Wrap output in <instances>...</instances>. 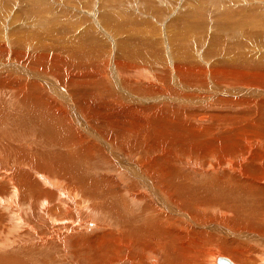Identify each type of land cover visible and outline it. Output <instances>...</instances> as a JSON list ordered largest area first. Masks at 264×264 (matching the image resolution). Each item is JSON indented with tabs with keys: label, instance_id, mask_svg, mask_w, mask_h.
<instances>
[{
	"label": "bare ground",
	"instance_id": "obj_1",
	"mask_svg": "<svg viewBox=\"0 0 264 264\" xmlns=\"http://www.w3.org/2000/svg\"><path fill=\"white\" fill-rule=\"evenodd\" d=\"M258 12L252 41L209 40L205 52L193 35L205 25L191 20L166 52L148 35L111 51L92 25L68 37L0 29V264H217L222 252L264 264ZM23 121L40 128L38 146ZM105 200L130 213L117 221Z\"/></svg>",
	"mask_w": 264,
	"mask_h": 264
},
{
	"label": "rangeland",
	"instance_id": "obj_2",
	"mask_svg": "<svg viewBox=\"0 0 264 264\" xmlns=\"http://www.w3.org/2000/svg\"><path fill=\"white\" fill-rule=\"evenodd\" d=\"M192 2H195L196 4H192ZM263 2L264 0H196V1H192V0H63V2L62 0H0V23H1L0 29H3L4 33H7V34L12 33L16 36L22 35L23 37V31H24L23 26L36 23L44 29H48L50 27L49 30L50 31L52 30L51 31L52 33L59 31L58 28L60 26H63V28H65V31H62V34H65V36H67L68 34L66 32L68 28H69L68 30L72 28V29H77V30L79 29V31H83L84 29L88 28V25L89 26L92 25L95 30L97 29L96 30L97 32L99 31L98 33H100L103 37L106 38L107 42L109 43V44L107 43V45L108 47L110 46L109 48H111V51H113V49L116 50L118 48L116 47V45H118V43L121 42L122 40L128 41L129 39L136 38V36L137 37L139 36L138 38H141V39L143 38L148 39L146 36L148 35L149 37H152V39H153V36H156L154 37V39L159 40V45L162 44L163 50L166 52V49H167L166 43L170 44L168 39H171V36L169 35L174 34L175 31L177 32V30L179 31L178 29V26L180 25L179 23H184L186 22V20H191L193 24L195 23L197 24V21H198L199 25H196L197 27L200 26L201 23L202 24L204 23L205 25L206 29L203 28L202 31H199V32H195L197 30H194L195 33H193V35L198 36V38L202 42V44H200V47H201L200 50L202 49L201 51L205 52L206 50L208 51V45L210 41H214L217 44V41L218 42L220 41L231 42L233 40L246 39L250 37L251 35L249 33L251 32V29H252V24L250 23V21L252 20L254 21L253 18L256 17L257 14H259L258 10L261 11L260 12L261 14L259 15V18L254 23L260 24L261 22L259 21V19L260 18L263 19V15H264V3ZM262 3H263V6H262ZM107 10L108 12H106ZM108 13H110V15H108ZM250 13H251V16H250ZM104 14L106 17L103 16ZM67 15L70 18L75 16V18L78 17L79 19L78 18L75 20L72 19L73 22H71V19H69L70 20L69 21L64 18V16H67ZM236 15L240 19L235 18L237 17ZM196 17H198V19ZM229 19L231 20L229 21ZM85 21L88 24H86ZM66 23L68 24L66 25ZM225 23H227L228 25L226 24L224 26ZM244 23H246V27ZM54 25L57 27V28L55 27L56 29L54 28ZM222 26L225 27L226 29H224ZM30 28L31 29L33 28V29L31 30ZM30 28L29 29L31 31H36L40 33V30H38L36 27H35V30H34V27L30 26ZM129 28L131 29L133 28V29L131 30ZM72 29L70 32L74 31ZM139 29L142 30L143 32L141 33ZM124 31L126 33H124ZM51 32L50 34H52ZM146 32L149 34H146ZM84 33L89 37L91 36L93 32L90 34L88 31L86 32L84 31ZM143 33L144 35L142 37L141 35ZM205 33L207 36L206 35L204 36ZM48 34H49L48 32L40 33V37L42 38L45 37L44 40L47 41V39L50 38ZM130 34L133 36V38H131L132 36H130ZM87 36H84V37L88 39ZM187 36L189 39V33ZM187 36L183 35V37H187ZM224 36L225 37L227 36L226 39L228 40H226ZM213 37L215 40L217 38V40L216 41L213 40L212 39ZM260 37L264 38V36L262 35ZM124 38H127V39H124ZM158 38H161V39H158ZM262 38L254 39V41L256 42L250 44L251 51H253L254 54L256 53L258 54L259 52L257 51H260V53H264V47H263L264 40L260 41ZM161 40L162 42H160ZM248 40L250 42L253 40V38L251 39L248 38ZM193 46L195 47V45ZM184 47H188V46H184ZM20 105H22L21 102H20ZM6 109H7L6 111L11 114V116L8 119L10 118L16 119L13 116V111H11L9 107H7ZM209 109H210V114L215 113L216 112L215 110L220 111L216 108L213 109V107H210ZM209 109H207V111L204 109L205 111L204 110L203 111L205 113H208ZM61 121L65 123L64 120L61 119ZM26 123L27 121H23V128H24L23 129V141L24 143L29 144V145L33 144V146H38L39 142H38L37 137L41 133L40 128L36 124L32 128L31 123H29V126L26 127L25 126ZM81 134H85V132H82ZM67 165H69V163L66 162L65 166L67 167ZM68 167L71 170L70 165ZM104 202L107 203V206L106 205H105L106 207L101 206L102 207L101 209L106 210L108 213L110 210H113V211H110V213L112 214L115 213L113 214V216H114V219H117V221L119 220L118 218L120 217L121 218L119 221H121L123 217L128 216L127 214L130 213V211L126 209L127 208L125 207L126 205L122 206L119 202H117V204H114L113 201L111 202V201L105 200ZM122 207H124V209H122ZM118 208H119V211H118ZM121 212H123L124 215ZM222 253H219V255L225 256V253L224 252ZM55 258L57 261L60 260L58 257H55Z\"/></svg>",
	"mask_w": 264,
	"mask_h": 264
},
{
	"label": "water",
	"instance_id": "obj_3",
	"mask_svg": "<svg viewBox=\"0 0 264 264\" xmlns=\"http://www.w3.org/2000/svg\"><path fill=\"white\" fill-rule=\"evenodd\" d=\"M217 264H233V262L225 256H218L217 258Z\"/></svg>",
	"mask_w": 264,
	"mask_h": 264
}]
</instances>
